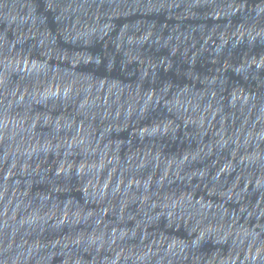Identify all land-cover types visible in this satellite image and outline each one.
I'll use <instances>...</instances> for the list:
<instances>
[{
    "label": "water",
    "instance_id": "95a60500",
    "mask_svg": "<svg viewBox=\"0 0 264 264\" xmlns=\"http://www.w3.org/2000/svg\"><path fill=\"white\" fill-rule=\"evenodd\" d=\"M7 264H264V0H0Z\"/></svg>",
    "mask_w": 264,
    "mask_h": 264
}]
</instances>
